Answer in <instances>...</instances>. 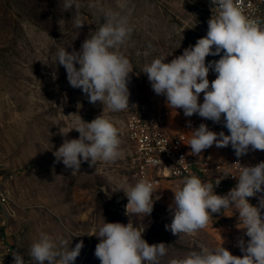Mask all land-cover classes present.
Segmentation results:
<instances>
[{"label": "rangeland", "instance_id": "rangeland-1", "mask_svg": "<svg viewBox=\"0 0 264 264\" xmlns=\"http://www.w3.org/2000/svg\"><path fill=\"white\" fill-rule=\"evenodd\" d=\"M63 2L0 0V177L7 178L14 212L1 225L0 237L7 247L2 264H13L12 253L17 251L26 264H35L29 249L42 232L57 242L66 241L69 249L83 241L73 264H101L94 255L100 241L90 235H98L105 222H130L144 230L143 238L150 245L167 244V253L158 258V264L183 258L192 250L221 245L233 255L242 256L238 240L249 238L231 208L224 214H212L207 226L193 234L174 236L165 230L173 218L169 211L173 191L182 187V181L164 186L150 216L125 215L128 201L119 190L124 178L136 183L127 171L133 151L125 128L127 118L138 112L169 128L183 130L190 118L182 109H170L166 97L152 90L144 67L156 58L170 62L195 45L207 34L208 17L188 0H80L85 25L79 29L73 23L75 8L65 10ZM109 11L126 16L131 28L119 49L133 69L128 84L130 108L119 112L100 102L89 103L80 89L70 86L64 67L52 65L60 48L80 50L89 34L105 22ZM219 59L210 55L206 64ZM216 75L210 69V85ZM198 102H203V93ZM101 114L119 130L123 155L114 163L98 161L92 167L82 163L80 171L72 173L53 153L65 138L79 137L71 129L80 117L91 122ZM209 129L230 134L222 123L210 121ZM246 156L256 164L264 161L261 150H250ZM200 179L209 183L205 177ZM2 219L0 216V224Z\"/></svg>", "mask_w": 264, "mask_h": 264}, {"label": "clouds", "instance_id": "clouds-1", "mask_svg": "<svg viewBox=\"0 0 264 264\" xmlns=\"http://www.w3.org/2000/svg\"><path fill=\"white\" fill-rule=\"evenodd\" d=\"M210 4L218 11L208 20L206 36L170 62L166 63L165 58L154 59L144 67L143 73L147 74L152 90L166 97L170 109H182L185 117L197 114L228 129V135L210 130L205 123L192 129L188 143L192 155L199 156L215 144L217 148L230 145L240 158L250 150L264 151V26L258 18L246 15L236 0H210ZM63 7L75 8L74 27L81 29L85 18L80 12V0H64ZM104 21L83 41L80 50L60 48L52 65L64 67L70 86L80 89L89 103L100 102L103 107L119 112L130 108L128 84L133 69L119 49L130 36L131 28L127 17L120 13L109 11ZM210 55L220 59L206 64ZM210 69L217 74L211 85ZM201 93L203 102L199 103ZM188 126L191 128L190 121ZM71 130H76L79 137L65 138L53 155L72 173L80 171L82 163L90 167L98 161L114 163L123 155L119 130L102 114L91 122L80 117ZM232 177L238 182L224 195L214 191L219 178L213 185L202 182L196 175L185 177L182 187L173 191L169 205L173 218L165 230L174 236L190 235L205 228L212 214H224L231 208L238 212L243 233L249 238L238 240L243 255L235 256L222 245L214 249L202 247L189 251L183 258H173L168 264H264V216L261 215L264 161L255 166L240 165L238 177ZM119 190L128 201L127 216H150L154 200L159 199L154 196L157 192L154 182L143 178L134 185L124 178ZM254 196L258 198V206L249 203L248 198ZM143 233L144 230L130 222L126 225L105 222L99 227L98 235H90L100 241L94 255L101 264H158V258L167 253V244L150 245ZM82 247L80 241L69 249L66 241L57 242L42 232L30 245L29 256L35 264H73ZM12 255L13 264H26L20 252Z\"/></svg>", "mask_w": 264, "mask_h": 264}, {"label": "built area", "instance_id": "built-area-1", "mask_svg": "<svg viewBox=\"0 0 264 264\" xmlns=\"http://www.w3.org/2000/svg\"><path fill=\"white\" fill-rule=\"evenodd\" d=\"M188 1L192 2L208 19L217 14L218 10L213 8L210 0ZM236 3L246 15L258 18L261 26H264V0H236ZM189 121L191 128L188 126ZM201 123H205L209 127L210 120H205L194 114L189 118L187 128L183 130L169 128L164 123L138 112L132 113L127 118L126 133L133 147L127 166L128 177L135 182L142 178L154 182L157 191L154 196H159V199L154 202H159L160 194L163 193L166 184L183 181L185 177L191 175H196L199 178L205 177L213 185L219 178L220 183L218 186H214V191L218 195H224L237 184V178L232 176L238 177L240 165H256L246 155L237 158L230 145L217 148L214 144L203 150L199 156L192 155L188 146L191 138L190 132ZM153 160L156 161L155 164L150 163ZM6 179L0 177V216L3 217L0 231L1 225H4L7 220L6 216L11 217L14 213ZM248 200L253 206H258L256 196L250 197ZM234 215L238 216V212L234 211ZM6 249L5 242L0 237V264L5 259Z\"/></svg>", "mask_w": 264, "mask_h": 264}]
</instances>
